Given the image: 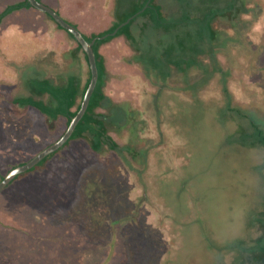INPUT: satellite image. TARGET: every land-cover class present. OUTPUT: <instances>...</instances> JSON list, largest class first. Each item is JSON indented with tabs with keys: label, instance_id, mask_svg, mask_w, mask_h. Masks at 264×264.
Returning <instances> with one entry per match:
<instances>
[{
	"label": "rangeland",
	"instance_id": "obj_1",
	"mask_svg": "<svg viewBox=\"0 0 264 264\" xmlns=\"http://www.w3.org/2000/svg\"><path fill=\"white\" fill-rule=\"evenodd\" d=\"M19 1L0 0V13ZM38 1L86 38L117 21L116 0ZM119 2L124 6L126 0ZM248 2L247 13L241 8L234 19L213 22L219 32L212 44L215 61L226 72L230 105L219 73L196 83L202 79L198 67L159 72L176 53L182 55L179 38L195 35L192 23L166 32L144 27L149 20L140 17L131 27L132 42L122 35L107 42L118 45L109 50L114 73L106 71L103 88L114 106L111 117L131 115L127 124L109 128L122 152L107 145L94 151L88 140H72L17 176L0 192V264H230L235 252L226 243L260 234L254 219L264 208V149L237 139L248 127L238 112L264 130V7ZM156 3L169 20L187 11L198 14L200 5ZM200 61L210 65L207 55ZM70 76L83 86L88 64L67 31L35 8L4 18L0 180L66 130L64 117L52 120L13 100L29 95L31 78L64 84Z\"/></svg>",
	"mask_w": 264,
	"mask_h": 264
},
{
	"label": "trees",
	"instance_id": "obj_2",
	"mask_svg": "<svg viewBox=\"0 0 264 264\" xmlns=\"http://www.w3.org/2000/svg\"><path fill=\"white\" fill-rule=\"evenodd\" d=\"M216 1L217 0H199L200 5L195 8L196 11H198V14L192 15L189 11H187L179 18H170L169 20L163 16L162 7L156 3V0H126L124 6H122L119 0H116L114 17L117 21L114 22L109 30L99 34H93L89 38L85 37L88 42L95 39L93 48L95 51L99 73L98 82L91 96L87 111L77 124L69 141L59 150L44 158L37 166L43 165L49 158L66 147L72 140L86 139L89 141V144L94 151H100L105 145L115 151H119L121 149L109 135V128L114 123L127 124L128 117L130 118L131 115L127 114V116H125V114L117 121L111 117L112 112L114 111V106L113 103L107 101V97L103 90L105 85L104 78L106 76V69L103 58L100 56L98 50L104 43H107L113 38L121 35L125 36L128 41L132 42L134 37L131 33V27L140 17H146L149 20V22L144 24V27H151L153 30H163L166 32H170L171 29H176L179 25L186 24L187 21L195 25V35H193L195 39H193L191 32L187 33V39L179 38L181 39L179 42L181 48L179 50L183 51L182 55H178L176 53V57L168 60L167 66L168 64L169 66L159 72L168 76L171 71V66H174L179 71H188L192 67H198L200 72H202V75H200L202 79L199 78L200 80L196 81V83L199 81L204 82V80L208 79L211 80L219 73L223 76L222 90L228 99L227 105H230L231 102L229 99L230 93L228 90V82L225 78L226 72L223 71L215 61L216 52L212 44L219 37V32L214 29L213 22L220 16H228L230 19H234L233 17H236L238 13H241V8H244V11L242 10L243 13H247L246 7L250 3L248 0H243L241 4L240 0H230L227 3V6L220 8L215 5ZM252 1L256 4L259 3L264 7V0ZM24 8H32L28 0H22L9 4L0 13V24L9 14ZM129 19L130 21L127 24L122 25ZM58 27L61 28L59 25ZM116 29L118 30L113 35L112 33ZM69 35L74 38L70 33ZM76 43L77 50H81L84 53L85 61L88 64V58L83 51L82 46L77 41ZM168 50L171 51L170 48H168L167 51ZM168 55L171 57V54ZM202 55H207L210 60V65H203L200 61V56ZM140 63H146L147 66L157 69L156 65L147 63V60L143 59V57H140ZM90 78L91 74L89 65L88 78L83 87L80 84V80L76 76L68 77L66 83L64 84H54L49 78H31L27 81L29 95L25 97H17L13 100V102L18 106L33 107L52 120L64 117L67 120V128L71 118L74 117L80 109V105L89 85ZM101 108H106L108 111L106 113H100L98 110ZM115 108L117 107L115 106ZM238 113L239 116H242L248 122V127L246 129L241 128L242 135H238L237 137V139L240 140L239 143L244 144L245 147L264 149V130L246 114H241L242 112ZM125 150L130 152L133 148L128 146L125 147ZM121 152L122 150H120V153ZM132 155L135 156L136 154ZM34 169L35 167L29 170V172ZM2 179L3 177L1 180ZM15 179H17V177ZM254 220L257 223L258 230L260 231V234L257 237L249 242L245 239H237L232 240L230 243H226L228 245V250L235 252L230 264H264V208L257 214Z\"/></svg>",
	"mask_w": 264,
	"mask_h": 264
},
{
	"label": "water",
	"instance_id": "obj_3",
	"mask_svg": "<svg viewBox=\"0 0 264 264\" xmlns=\"http://www.w3.org/2000/svg\"><path fill=\"white\" fill-rule=\"evenodd\" d=\"M28 2L30 3L32 8H35L49 15L56 24H58L62 29L70 33L75 38V40L82 46L83 51L85 52L88 58V65L90 69L91 78L89 85L83 96L80 109L78 110L76 115L71 118V121L68 127L66 128V130L64 131V133L62 134V136L57 141L50 144L48 147H46L44 150H42L40 153H38L36 156H34L26 163L11 169L0 181V192L3 189H5L17 176H19L22 173L28 172L29 170L36 167L44 158L59 150L69 141V139L71 138L72 134L76 129L77 124L80 122V120L83 118V116L87 111L91 96L96 88L99 77L95 51L93 48L95 39L88 42L83 36V34L77 28L67 23L59 16L57 12H55L50 7L40 3L38 0H28ZM129 21L130 19L125 23H123L122 25L127 24ZM117 30L118 29H116L112 34L114 35L117 32Z\"/></svg>",
	"mask_w": 264,
	"mask_h": 264
},
{
	"label": "crops",
	"instance_id": "obj_4",
	"mask_svg": "<svg viewBox=\"0 0 264 264\" xmlns=\"http://www.w3.org/2000/svg\"><path fill=\"white\" fill-rule=\"evenodd\" d=\"M122 37H123V35H122ZM124 42H125V37H124ZM115 43H104L103 45H101L100 47H99V50H98V52H99V54H101L102 56H103V58H104V62H105V68H106V71H108V70H110L112 73H114L113 72V68H111L110 66H108V61H109V58H110V56H109V50H110V48L112 47H116V45H117V43H116V45H114ZM118 46V45H117ZM113 48V49H114ZM124 60V59H123ZM84 85V84H83ZM83 87V86H82Z\"/></svg>",
	"mask_w": 264,
	"mask_h": 264
}]
</instances>
